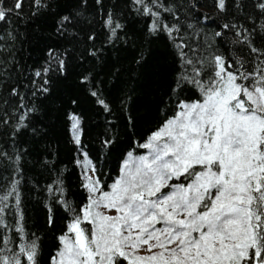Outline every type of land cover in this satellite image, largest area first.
<instances>
[{
	"label": "snow or ice",
	"instance_id": "1",
	"mask_svg": "<svg viewBox=\"0 0 264 264\" xmlns=\"http://www.w3.org/2000/svg\"><path fill=\"white\" fill-rule=\"evenodd\" d=\"M129 16L144 21L134 38ZM21 23L69 47L13 79ZM156 41L172 54L167 77ZM0 52V264H264V0H0ZM122 61L135 75L116 106L102 85ZM137 80L163 85L146 127ZM82 104L106 114L94 158ZM59 124L81 157L79 203ZM108 155L111 182L97 166ZM25 188L41 197L44 236L28 226Z\"/></svg>",
	"mask_w": 264,
	"mask_h": 264
},
{
	"label": "trees",
	"instance_id": "2",
	"mask_svg": "<svg viewBox=\"0 0 264 264\" xmlns=\"http://www.w3.org/2000/svg\"><path fill=\"white\" fill-rule=\"evenodd\" d=\"M210 2V0H209ZM129 29L133 31L129 32V36L134 38L136 32H139L144 24V21L139 18L129 16L126 21ZM14 27H16L14 25ZM99 30V25H97ZM19 39L16 41L15 50L13 56L16 61L19 62V68L9 67L7 74L11 75L15 79L20 71H24L26 74L31 71L33 66L39 65L47 58V48L52 47L56 50H62L63 47H69L65 41L58 39L55 35L51 38L48 37L47 31L43 36L34 33L30 28L21 23L18 27ZM152 54L157 59L159 67L165 77L169 76L173 68L172 54L169 47L161 41H156L152 45ZM116 53H112V59H115ZM12 59V57H7ZM5 54L0 52V75L5 74V70L2 67ZM73 63H76L73 61ZM123 65L121 76L119 80L115 76L105 78L102 90L105 93L106 99L111 101L114 105L118 106V97L121 96V89L125 87V82H131L129 76L135 75L132 68L129 67L126 61L121 62ZM120 67V65H118ZM115 71V69L113 70ZM137 92L133 95L131 107L138 121L141 125L147 126L148 123H154L157 117V109L162 107L160 105V88L163 85H158L155 88H150L141 91V81H135ZM2 91V89H0ZM77 111L87 113V118L84 121V135L82 137L84 150L89 152L93 158L100 151V145L96 140V133L101 131L99 127L103 125L106 114H102L97 118L90 106L80 105ZM114 115L119 116L114 108ZM118 125H123V119H117ZM58 129L61 132V143L58 145L60 159L62 161L61 167L64 168V175L66 177L67 190L69 193V199L76 203L81 202L83 198V190L80 188L81 170L76 166L74 160L81 158L79 153H76L73 149L74 146L67 144V128L63 124L58 125ZM97 166L105 175L101 176V179L106 182L110 181V176L115 175L116 159L112 155L104 156L103 162H97ZM24 211L28 226L32 230H40V234L44 236V209L42 207L41 197L36 192H29L27 188L24 189ZM59 214V213H58ZM53 243L51 233L45 237V250Z\"/></svg>",
	"mask_w": 264,
	"mask_h": 264
}]
</instances>
